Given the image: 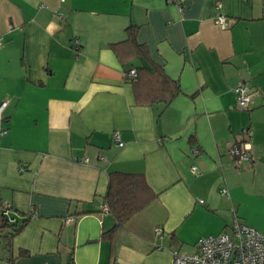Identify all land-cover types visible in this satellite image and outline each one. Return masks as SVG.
Wrapping results in <instances>:
<instances>
[{
    "label": "crops",
    "instance_id": "crops-1",
    "mask_svg": "<svg viewBox=\"0 0 264 264\" xmlns=\"http://www.w3.org/2000/svg\"><path fill=\"white\" fill-rule=\"evenodd\" d=\"M182 6L0 0V204L16 217L0 264H172L234 216L264 230V0ZM130 26L150 66L133 79ZM244 142L237 163L229 149ZM111 172L142 174L155 194L118 227Z\"/></svg>",
    "mask_w": 264,
    "mask_h": 264
},
{
    "label": "built area",
    "instance_id": "built-area-1",
    "mask_svg": "<svg viewBox=\"0 0 264 264\" xmlns=\"http://www.w3.org/2000/svg\"><path fill=\"white\" fill-rule=\"evenodd\" d=\"M183 8L184 0H168ZM217 23L220 27L227 26V17L218 14ZM2 40L0 37V46ZM124 75L130 79L136 76V69H129ZM233 93L239 107H246L251 97V92L244 84L237 85L233 88ZM6 101L0 102V136L7 133L4 126L3 109ZM247 132V131H246ZM114 141L118 146L123 145L120 133L117 130L113 132ZM229 153L232 154L236 162L249 160V150L247 143L239 145L234 144ZM191 170L196 172V167L191 166ZM222 192H227L222 189ZM202 202V200H199ZM0 213L4 216L8 223H15L16 217L13 215L11 204L8 200H4L0 204ZM29 215L33 216L34 212L29 211ZM20 217V216H19ZM73 218L67 217L66 221H72ZM163 233L161 227L155 228V234L161 236ZM197 250L191 254H178L173 252L172 264H264V230H258L244 222L239 221L235 216L228 230L222 231L216 235L202 236L197 240Z\"/></svg>",
    "mask_w": 264,
    "mask_h": 264
},
{
    "label": "trees",
    "instance_id": "trees-1",
    "mask_svg": "<svg viewBox=\"0 0 264 264\" xmlns=\"http://www.w3.org/2000/svg\"><path fill=\"white\" fill-rule=\"evenodd\" d=\"M127 43L136 48V55H141L145 60L146 54L142 44L135 39V28L127 29ZM142 66L136 70V77L140 72H145ZM174 95V93L172 94ZM154 192L147 185L142 174L111 172L108 176V187L104 197L107 210L116 220V227L121 226L130 216L142 208V206L154 197ZM1 215V213H0ZM10 223L1 215L0 230ZM16 229L15 231H18Z\"/></svg>",
    "mask_w": 264,
    "mask_h": 264
},
{
    "label": "water",
    "instance_id": "water-1",
    "mask_svg": "<svg viewBox=\"0 0 264 264\" xmlns=\"http://www.w3.org/2000/svg\"><path fill=\"white\" fill-rule=\"evenodd\" d=\"M138 60L141 66H143L144 68H150L149 64L146 62V60L142 56H139Z\"/></svg>",
    "mask_w": 264,
    "mask_h": 264
}]
</instances>
